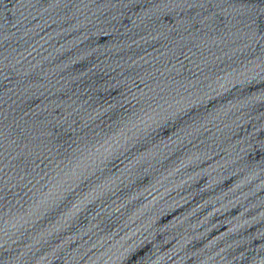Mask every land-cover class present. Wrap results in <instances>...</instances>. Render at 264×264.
I'll use <instances>...</instances> for the list:
<instances>
[{"label":"water","instance_id":"95a60500","mask_svg":"<svg viewBox=\"0 0 264 264\" xmlns=\"http://www.w3.org/2000/svg\"><path fill=\"white\" fill-rule=\"evenodd\" d=\"M0 264H264V0H0Z\"/></svg>","mask_w":264,"mask_h":264}]
</instances>
